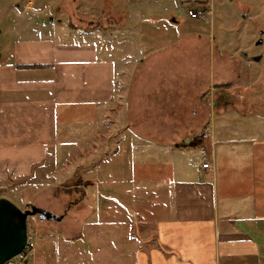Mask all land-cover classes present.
<instances>
[{
    "label": "crops",
    "instance_id": "crops-1",
    "mask_svg": "<svg viewBox=\"0 0 264 264\" xmlns=\"http://www.w3.org/2000/svg\"><path fill=\"white\" fill-rule=\"evenodd\" d=\"M133 1L138 6L129 12L104 14L107 21L116 18V27L106 23L82 29L85 43L60 45V35L53 30L14 43L12 58L0 66V181L44 175L50 157L55 158L52 164L62 159V146L69 147L67 157L72 159L92 155L115 139V148L103 159L132 160L131 171L130 177L124 176L125 165L118 168L115 204L107 203L104 209H117L122 229L106 227L109 219L103 217L99 228L93 224L83 183L84 196L75 206L83 208V215L70 216V229L60 231L64 243L58 242L66 247L57 250L58 264H264L263 132L233 139L209 122L210 136L193 143L191 135L203 127L202 121L191 125L184 122L183 111L173 118L165 108L163 116L157 114L156 98L162 96L165 102L162 91L171 92L162 88L172 80L183 81V46L188 41L150 46L137 84L127 92L128 66L139 64L134 52L140 43H132L133 56L117 55L116 45L105 37L112 30L119 35L128 30L132 36L139 32L141 4L146 1ZM174 1L183 8V0ZM205 1L211 15L212 0ZM182 23L173 16L168 24ZM159 26L154 22L149 32ZM189 42L198 45L194 39ZM126 93L131 112L139 117L140 98L145 93L153 96L154 117L150 112L148 121L121 127ZM131 125L148 128L149 136L124 134ZM202 148L210 155L206 161L211 169H202L203 160L189 158L190 151L201 153ZM141 158L146 159L142 165ZM128 208L133 217L125 213Z\"/></svg>",
    "mask_w": 264,
    "mask_h": 264
},
{
    "label": "rangeland",
    "instance_id": "rangeland-1",
    "mask_svg": "<svg viewBox=\"0 0 264 264\" xmlns=\"http://www.w3.org/2000/svg\"><path fill=\"white\" fill-rule=\"evenodd\" d=\"M144 1L146 5L141 4L144 17L138 25L139 32L136 30L138 33L134 32L132 36L131 32L124 30L119 35L120 32L112 30L105 37L111 45H116L117 55L119 52L130 55L134 52L132 43H140L138 52H134L139 64L128 66L131 71L126 81L127 92L137 82L141 61L151 52L148 51L150 46L161 47L179 40L188 41L183 46V81L172 80L162 88L171 89L169 95L162 91V95L166 94L165 102H161L162 96L155 93L158 96L157 114L163 116L165 108L170 110L173 118L183 111V116H187L184 122L191 125L202 121L203 127L191 135L193 143H197L201 134L209 130V122L217 131H228L233 139L260 136V131L264 136V0H212L211 15L205 0H183V8L176 5L174 0ZM134 4L138 6L133 0H0V66L10 61L16 42L42 38L53 30L60 35V45L71 40L85 43L86 38L81 39L82 29L102 28L106 23L116 27V18L107 21L104 14L122 10L129 12ZM188 10L204 11L206 15L192 19L187 14ZM173 16L182 18L183 23L170 26L168 23ZM154 22H160V26L149 32ZM127 24L130 25V22ZM73 26L80 29L74 30L71 28ZM192 39L198 45L191 44L189 41ZM260 39L262 44L256 45ZM255 57L261 59L256 61ZM144 88L147 89V85ZM146 94L140 98L137 106L139 117L131 112V97L126 93L118 120L121 127H127L132 121L149 120L153 96ZM151 113L153 118L154 114ZM148 132L146 127L139 129L131 125L124 134L148 137ZM114 143L115 139L104 146L105 150L102 147L92 155L72 159L67 157L69 147L62 146L61 151L65 153H60L62 159L58 164H52L55 158L50 157L45 162L44 175L34 176L28 181H18L11 176L0 181V198L8 199L23 211L34 205L64 217L62 222L42 221L38 215L29 217L27 253L32 252V255L27 260L17 262L58 264L57 250L66 247L58 242L64 243L60 231L65 233L70 229V216L73 215L74 219L83 215V208L75 209L84 196L83 183L87 185L84 203L93 207V224L96 223L99 228L100 221L104 222L103 218H106L109 219L105 222L106 227L121 228L123 223L117 209L112 207L106 213L104 206L110 202L115 204L118 168L124 164V176L130 177L132 160H122L121 157L117 160L114 155L110 159H103L106 152L115 148ZM205 153L209 159V153L206 150ZM189 156L195 163L203 160L202 152L190 151ZM144 160L141 158V165ZM186 180L190 181V178ZM132 210L128 208L125 213L133 217ZM80 226L82 229V224Z\"/></svg>",
    "mask_w": 264,
    "mask_h": 264
},
{
    "label": "water",
    "instance_id": "water-1",
    "mask_svg": "<svg viewBox=\"0 0 264 264\" xmlns=\"http://www.w3.org/2000/svg\"><path fill=\"white\" fill-rule=\"evenodd\" d=\"M262 42L260 39L256 45H260ZM260 59L261 57L254 58L256 61ZM36 215L42 221L63 220V216L59 217L53 212L34 205L23 211L8 199L0 198V264H6L21 255L28 247V218Z\"/></svg>",
    "mask_w": 264,
    "mask_h": 264
},
{
    "label": "built area",
    "instance_id": "built-area-1",
    "mask_svg": "<svg viewBox=\"0 0 264 264\" xmlns=\"http://www.w3.org/2000/svg\"><path fill=\"white\" fill-rule=\"evenodd\" d=\"M187 14L192 19H199V18H202V17H204L206 15L204 11H194V10H188ZM201 136L202 137H201L200 140H203V139H206L207 137H209L210 133H209V131H206V132L202 133ZM193 141H194V138H192V142ZM201 152H202V158H203V161H204L202 163V169H205V170L211 169L212 168L211 162L210 161H206L207 158H206L205 150L202 149ZM27 252H28V247L23 251V253L21 255L15 257L14 259H12L9 262H7L6 264H20V262H17V260H20L22 262L24 260H27L28 257L30 255H32V252L30 254H28Z\"/></svg>",
    "mask_w": 264,
    "mask_h": 264
}]
</instances>
